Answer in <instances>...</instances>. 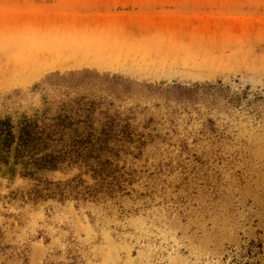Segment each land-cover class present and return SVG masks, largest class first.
I'll return each instance as SVG.
<instances>
[{
    "label": "rangeland",
    "instance_id": "rangeland-1",
    "mask_svg": "<svg viewBox=\"0 0 264 264\" xmlns=\"http://www.w3.org/2000/svg\"><path fill=\"white\" fill-rule=\"evenodd\" d=\"M59 117L113 141H16L0 264H264V0H0V120Z\"/></svg>",
    "mask_w": 264,
    "mask_h": 264
},
{
    "label": "trees",
    "instance_id": "trees-1",
    "mask_svg": "<svg viewBox=\"0 0 264 264\" xmlns=\"http://www.w3.org/2000/svg\"><path fill=\"white\" fill-rule=\"evenodd\" d=\"M82 122L83 120H79L73 123L67 117H59L40 127L27 122L16 135L11 121L0 120V160H7L6 155L11 152L17 140V156L23 157L33 152L31 155L35 158L33 166L36 169H56L65 160L67 154L56 151L58 144L65 141V137H69L68 140H71V145L75 148L87 145H91L92 150L108 148L107 144L113 141V133L108 129L85 131L74 127ZM75 151L77 152L76 149Z\"/></svg>",
    "mask_w": 264,
    "mask_h": 264
}]
</instances>
